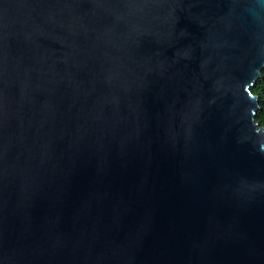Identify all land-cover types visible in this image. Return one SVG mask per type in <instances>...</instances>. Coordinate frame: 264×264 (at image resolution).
I'll use <instances>...</instances> for the list:
<instances>
[{"label":"water","instance_id":"water-1","mask_svg":"<svg viewBox=\"0 0 264 264\" xmlns=\"http://www.w3.org/2000/svg\"><path fill=\"white\" fill-rule=\"evenodd\" d=\"M261 0H0V264H264Z\"/></svg>","mask_w":264,"mask_h":264},{"label":"trees","instance_id":"trees-1","mask_svg":"<svg viewBox=\"0 0 264 264\" xmlns=\"http://www.w3.org/2000/svg\"><path fill=\"white\" fill-rule=\"evenodd\" d=\"M251 93L259 98V109L255 117V122L264 127V69L261 71L260 78L251 87Z\"/></svg>","mask_w":264,"mask_h":264},{"label":"clouds","instance_id":"clouds-1","mask_svg":"<svg viewBox=\"0 0 264 264\" xmlns=\"http://www.w3.org/2000/svg\"><path fill=\"white\" fill-rule=\"evenodd\" d=\"M262 3H264V0H261Z\"/></svg>","mask_w":264,"mask_h":264}]
</instances>
